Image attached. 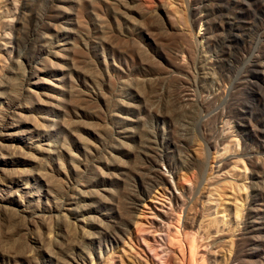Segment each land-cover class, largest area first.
I'll return each mask as SVG.
<instances>
[{
    "label": "rangeland",
    "instance_id": "obj_1",
    "mask_svg": "<svg viewBox=\"0 0 264 264\" xmlns=\"http://www.w3.org/2000/svg\"><path fill=\"white\" fill-rule=\"evenodd\" d=\"M114 1L0 0V106H5V102H11L15 96L31 108L29 114L36 119L42 111L33 97L24 92L27 82L36 81L33 89L40 98L51 101L50 96L59 95L62 111L55 110L59 123L67 117L64 120L67 123L59 125V129L68 142L76 141L71 149L77 154L75 164L78 168L77 172H71L61 152V163L59 160L58 163L64 165H60L65 171L62 174L53 158L40 156L44 164L31 162L35 172L38 169L48 171L43 172L52 183L54 193L41 198L42 204L47 205L44 211L37 212L43 219L46 217L45 220L41 218L43 222L26 213L22 217L17 214L5 217L0 209V264H5L2 256L9 252L35 256L38 261L34 264H45L44 247L49 238L51 242L47 246L52 251L57 250V245L68 249L73 243L90 250L93 259L83 253L78 256L85 264H151L142 241L136 240L131 246L123 232L111 228L106 219L101 220L104 228L109 226V233L119 235L122 242L101 234V244L81 237L73 215L62 208L73 207L77 213L81 212L83 215L79 217L85 222L84 227L93 231L86 224L89 213L80 211L83 205L85 208L97 205L96 197L91 194L93 190L108 199L132 201L143 197L146 203L141 202L135 212L139 216L136 220L143 222L141 228L150 226L147 221L155 211L152 209L154 202L151 204L147 200L163 202L169 211L173 208L177 212L173 223L163 228L164 222L160 224V228L165 229L164 234L173 233L174 227L183 228L194 210L190 209L191 203L197 201V208L202 211L203 195L214 191L210 204L212 212L207 218L214 217L218 204L221 220L199 233L194 232L195 227L188 235L191 240L197 238V250L206 254L204 262L264 264V174L257 173L259 169L251 163L257 160L264 166V0H205L208 15L206 21L200 22L195 18L202 4L192 0H126L118 6ZM225 14L235 18L241 29L239 35H228L227 24L226 30L217 29L215 19ZM221 31L225 39L214 40L213 35ZM184 34L191 41L186 40ZM184 39V42H191L197 54L192 60L185 53L179 52L181 55L176 56ZM221 47H228L231 56L225 57L220 65L216 59ZM35 68L42 73H35ZM54 77L62 79L64 91L50 89ZM181 93H187L197 106L188 105L187 115L184 112L168 118L167 103L179 99ZM215 94L217 99L213 105L206 107L202 101ZM125 104L132 106L130 110L125 109ZM25 118H20L19 124L10 131L26 129ZM56 134L52 132V139L57 142ZM225 144L228 148L221 150ZM9 150L0 148V156L13 154ZM220 152L224 153L218 156ZM194 157L200 160L199 164H192ZM5 163L1 158L2 181L9 167ZM155 169L164 173L172 184L183 182L187 189L175 191L181 192L186 204L169 206L171 196L165 186L153 181ZM101 172L107 174V178L104 179ZM24 179L26 182V177ZM27 180L33 182L41 194L46 193L41 181L30 177ZM1 194L6 203L15 196V193ZM97 206V211H109L107 207ZM236 206L240 208L237 216ZM251 220L256 222L249 239L243 232L245 223ZM128 227L134 237L137 233L143 234L135 224ZM216 227L221 231L215 232ZM153 229L147 230L148 233L153 235ZM36 236H40V243L33 244L32 238ZM156 236L151 241L159 251L164 236ZM123 238L127 241L125 244ZM156 258L158 261L159 257ZM17 260L23 262L22 257ZM68 262L74 264L71 260Z\"/></svg>",
    "mask_w": 264,
    "mask_h": 264
},
{
    "label": "bare ground",
    "instance_id": "obj_2",
    "mask_svg": "<svg viewBox=\"0 0 264 264\" xmlns=\"http://www.w3.org/2000/svg\"><path fill=\"white\" fill-rule=\"evenodd\" d=\"M112 1V0H111ZM123 1L126 0H115L113 3L118 5H121L123 3ZM149 1V0H147ZM153 1V0H152ZM159 1V0H158ZM181 1V0H180ZM183 1V0H182ZM194 3H201V7L196 11L197 17L195 18L197 21H202L204 19V21H206V17L208 15L207 11L205 10V6H204V1L205 0H192ZM207 1V0H206ZM156 2V1H155ZM211 2V0H210ZM145 3V2H144ZM148 3V2H147ZM113 4V5H114ZM115 4V6H116ZM184 4V3H183ZM209 4V3H208ZM123 5V4H122ZM141 5V4H140ZM146 5V4H145ZM151 5V4H150ZM125 6V5H124ZM127 6V5H126ZM199 6V5H198ZM207 6V5H206ZM143 7V6H142ZM164 8V7H163ZM196 9V8H195ZM174 13V12H173ZM176 14V13H175ZM177 15V14H176ZM180 15V14H178ZM235 16V15H233ZM179 18V16H178ZM181 18V16H180ZM237 18V17H236ZM216 24H217V29L218 30H226L224 28V26L227 24L229 25V32L228 35H239V32L241 31V29L237 26L236 24V20L234 17H232L229 14H225L223 16L217 17L215 19ZM199 21V22H200ZM239 22V21H238ZM202 23V22H201ZM190 31V30H189ZM184 32V31H183ZM188 34L189 32L186 31ZM222 31L221 32H216L213 35V39L216 41H220L225 39V36L222 35ZM185 35V34H184ZM187 35V34H186ZM186 35L184 37H186ZM242 36V35H241ZM188 37V36H187ZM186 37V38H187ZM230 37V36H229ZM45 38V37H44ZM188 40V38L186 39ZM185 39L183 40L186 41ZM189 40L191 41V39L189 38ZM188 40V41H189ZM187 41V42H188ZM184 42L183 46H181V51H178V53H176V56H178L177 54L181 53H185V55H187V57H194L195 52L192 50L193 49V45L191 44V42L187 43ZM188 45H191V47H189ZM74 46H72L73 48ZM196 48V47H195ZM199 49V48H197ZM196 49V52H197ZM177 50H180L177 49ZM191 50L194 52L193 56L191 55ZM181 52V53H179ZM199 52V51H198ZM199 54V53H198ZM179 55V56H180ZM183 57H185L184 55H182ZM231 56V50L227 47H221L219 50V53L217 55V63L218 64H223V61L225 59V57H229ZM203 57V56H201ZM197 58V57H196ZM194 59V58H193ZM202 59V58H201ZM207 58H204V60ZM192 60V59H191ZM198 60V58H197ZM197 60L195 62H197ZM50 62V61H49ZM200 62V61H199ZM210 62V61H208ZM201 63V62H200ZM204 63V62H203ZM207 63V61H206ZM205 64V63H204ZM187 65V64H185ZM184 68V67H183ZM35 70H37L35 73L41 72L38 68H35ZM42 73V72H41ZM50 77V76H49ZM47 80H49L47 78ZM48 82V81H46ZM36 84V81H32V82H27V86L24 88V92L26 93V95H30L31 97H33L34 99V103L36 106H38L41 109V114H37L36 115V119L33 115L29 114V108L27 107V105L25 106L22 101L20 102L17 97L14 96V98L12 99L11 102H5L6 105L5 106H0V127H3V131L0 129V148L4 149L6 148L7 150H9V148L11 150V153L13 152V154L11 155H4V156H0V159H4V161L8 164V168L5 169L7 170L6 173L3 171V169H1L5 174H6V179L5 181L0 180V209H1V214L5 217H8V215L12 214H17L20 215L21 217L23 216L24 213H26L27 215L29 214L30 216H33L34 218H37L36 220L38 221H42L41 220V215L40 213L37 212H42L45 210V208L47 207L46 204H42L41 198L42 197H46V196H51L52 192L51 191V186L50 184V180L47 179L46 176V172L45 173L43 171H40L39 169L35 172L32 168H34L31 165V162L34 163H39L38 161L43 160L40 156H44L47 158H53V160L55 159L56 162L58 163V160L61 163V157H59V155L62 153L66 159L68 160L69 163V167H70V171L74 173L77 172L78 168H76V155L73 151V149H71L72 144L76 143V141L74 143L72 142H68L66 140V137L61 136L60 129H59V125L63 124L65 125V119L67 117L64 118V116L66 114H64L62 119L64 121L61 120L60 122H62L61 124L59 123V119L57 118V113L55 110H57L58 112L61 110V99L60 96H50L51 97V101H48L47 99L45 100L44 98H40L41 96H39V94L33 89V86ZM49 84V83H46ZM51 86L52 88L50 89H54L55 91H64V84L62 83V79L58 78V77H54L51 81ZM67 91V90H66ZM75 92V91H74ZM46 93V92H45ZM17 94V93H16ZM19 94V93H18ZM17 94V95H18ZM57 94V93H56ZM47 95V94H45ZM187 93H181V97H179V99H174L172 102L167 103L168 104V108H167V115L169 116L168 118H172L175 115H182V113H184L187 109L186 107H188V105H193L196 104L197 102L190 99L189 97L186 96ZM186 96V97H184ZM43 97V96H42ZM184 97V98H183ZM74 98V97H73ZM20 99V98H19ZM118 99V98H116ZM217 99V95H208L207 98H205L202 103H204L207 107L213 105L214 101ZM22 100V99H21ZM25 100V99H24ZM30 100V99H29ZM118 100L121 101V99L119 98ZM124 100V99H123ZM122 100V101H123ZM71 102V101H70ZM124 102V101H123ZM123 102H120L119 104H123ZM199 103V102H198ZM201 103H199L198 105H200ZM202 105V104H201ZM197 106V104H196ZM64 107V106H63ZM125 109L126 110H130V107H132L131 105L128 104V106H126L125 104ZM191 107V106H190ZM67 108V107H66ZM65 109V108H64ZM36 110V109H35ZM62 111V110H61ZM24 112H26V114H24ZM31 112V111H30ZM190 112V111H189ZM61 114V113H60ZM185 114L187 115L188 112ZM26 115V118L23 117ZM62 115V114H61ZM69 116V114H67ZM33 116V117H32ZM25 118L26 123L28 124V126L26 127V129H21V131H10L11 129H13L14 126L17 125V123L19 122V119ZM69 118V117H68ZM125 119V118H124ZM24 120V121H25ZM69 120H71L69 118ZM169 121V120H168ZM41 123H43V125L41 126ZM24 123V122H23ZM25 123V124H26ZM172 123V121H171ZM19 124V123H18ZM69 124H71L69 122ZM67 126V125H66ZM70 126V125H69ZM122 126V125H121ZM171 126V124L169 125V127ZM64 127V126H63ZM71 127V126H70ZM69 127V128H70ZM16 128V127H15ZM66 128V127H65ZM68 128V126H67ZM66 128V129H67ZM70 130V129H69ZM174 130V129H173ZM71 131V130H70ZM69 131V132H70ZM123 131V130H122ZM52 132L56 134L57 137V142L56 140L52 139ZM67 133V132H66ZM76 136V135H75ZM71 137V136H70ZM68 138V137H67ZM83 138V137H82ZM77 139V138H76ZM79 139V138H78ZM81 139V138H80ZM84 140V139H82ZM70 141V140H69ZM72 141V140H71ZM80 141V140H79ZM11 142H18L20 143L21 147L18 144L15 143H11ZM84 142H86V140H84ZM224 142V141H223ZM80 143V142H79ZM87 143V142H86ZM239 143V142H238ZM237 143V144H238ZM82 144V141L81 143ZM228 144V143H227ZM225 144L221 150H226L229 146ZM83 145V144H82ZM81 145V147H82ZM84 146L86 147V144H84ZM24 147V148H22ZM83 148V147H82ZM23 149V150H22ZM88 150V148H85ZM219 149V148H218ZM6 151V150H5ZM89 151V150H88ZM59 152H61L59 154ZM86 153V152H85ZM224 152H220L218 154V156L222 155ZM10 154V153H9ZM17 155L18 158H15L13 155ZM61 154V155H62ZM63 157V156H62ZM60 158V159H59ZM45 159V158H44ZM64 159V158H63ZM64 159V161L66 160ZM239 159V158H238ZM48 160V159H46ZM82 160V159H81ZM50 161V160H49ZM238 162L241 161V159L237 160ZM236 161V162H237ZM41 162V161H40ZM46 162V161H45ZM55 162V163H56ZM67 162V161H66ZM234 162V161H233ZM237 162V163H238ZM243 162V160H242ZM5 163V165H6ZM43 163V162H41ZM40 163V164H41ZM50 163V162H48ZM56 163V164H57ZM58 163L59 165L56 166V168L58 169V172L60 174L64 173L62 171L61 166H64L62 164ZM88 163V162H87ZM200 160H198V158L196 159L195 157L192 160V164H199ZM224 163H227L226 160ZM231 163V162H230ZM240 163V162H239ZM251 163H253L254 168L256 167L257 169V173H261L264 174V166L261 162H258L256 160V162L253 160L251 161ZM44 164V163H43ZM229 164V163H228ZM47 165V164H46ZM52 165V164H51ZM50 165V166H51ZM61 165V166H60ZM227 165V164H226ZM32 166V168H31ZM41 166V165H40ZM49 166V165H48ZM49 166V167H50ZM199 166V165H198ZM237 166V165H236ZM252 166V167H253ZM219 167V166H217ZM38 168V167H37ZM42 169H45L43 167H41ZM64 168V167H63ZM99 168V167H97ZM35 169V168H34ZM46 169H48L46 167ZM52 169V168H49ZM246 169V167H245ZM56 170V169H55ZM219 169H217L218 171ZM53 171V170H52ZM100 171V170H99ZM102 171V170H101ZM55 172V171H54ZM104 172V171H103ZM103 172H101V176L105 179V177L107 176V174H104ZM3 173V174H4ZM256 173V172H254ZM4 174V175H5ZM48 174V173H47ZM100 174V172H99ZM152 178L153 181L158 185V184H163L165 186V189L168 191L170 197V202H169V206L170 205H174L175 207H177V205L180 206V203L182 204H186V200L185 198L180 194L181 192H179V189H187V187L182 183L178 182L175 184V182L172 184L170 181V179L166 178L167 176L162 173L160 170L155 169L152 172ZM49 175V174H48ZM110 175V174H109ZM108 175V176H109ZM215 175V174H214ZM260 176V175H259ZM26 177V182L24 181ZM33 178L36 181H41L42 184V188L45 189L46 193L45 194H41L40 193V189H37L33 182L31 183L29 180H27V178ZM179 177V176H178ZM215 177V176H214ZM217 178L220 179V177L216 176ZM49 178V177H48ZM107 178V177H106ZM211 178V177H210ZM51 181L53 178H50ZM126 179V178H125ZM125 179L123 180L125 182ZM184 179V178H183ZM129 180V179H128ZM215 180V179H212ZM184 181V180H183ZM216 181V180H215ZM211 182V181H210ZM214 182V181H212ZM220 182V181H218ZM65 183V182H64ZM130 184V182L128 183ZM211 184V183H210ZM56 185V184H55ZM151 185H153L151 183ZM176 185V186H175ZM213 185V184H212ZM215 185V184H214ZM217 185V183H216ZM219 185V183H218ZM127 186V185H126ZM190 186V185H189ZM243 186V185H242ZM41 187V185H40ZM124 187V186H123ZM156 187V186H154ZM213 187V186H211ZM219 186H215V188L217 189ZM16 188V189H13ZM39 188V187H38ZM125 188V187H124ZM130 188V187H128ZM161 188V185H160ZM159 188V189H160ZM214 188V190H215ZM43 189V190H44ZM104 191L106 192H110V190L107 188H103ZM133 189V188H131ZM176 189H178L177 191H175ZM213 189V188H212ZM244 189V187L242 188ZM20 190L19 193H17ZM93 190V189H92ZM128 190V189H127ZM134 190V189H133ZM132 190V191H133ZM190 190V189H188ZM44 191V192H45ZM125 191V190H124ZM131 191V190H129ZM184 191V190H182ZM86 192V191H84ZM128 192V191H127ZM210 192V190H209ZM214 192V191H213ZM208 193L206 195H203V198H205V200L201 201L203 203V210H199V207L197 208V201H194L193 203H191L190 205V209H194L192 212V215L190 216V220L187 222L186 225H183V228H179V227H174V232L177 234L169 233V231H167L168 233L164 234V230L162 229L163 226L165 225H170L171 223H173V220L175 219V217L177 216L176 213L173 211V208H169L171 209L166 210L165 206L163 204V202H158V201H153L152 199L147 200L149 202H154L153 203V207L152 209H154L155 211L152 213V217H150L149 221H147L150 226L148 228H141V226H143V222H140V220H136V210L138 209V206H140L141 202H145L143 197L142 200L140 198H135L132 199V201H127L128 199L124 198L125 200H120V199H114L110 198L108 199L107 196L105 197L104 194H98L96 193V191H92L91 194H93L96 198L95 201L97 203V207L101 208V207H107L109 209V211H107L106 213L97 211V209H95V205H88L87 208H85V206L83 205L80 211H83V213L87 214L89 213V215L85 218L86 219V224L88 226H90L91 228H93V231H88L85 227H84V221L80 218L81 215H83L81 212L77 213L76 210L73 207H64L62 208L64 211H66L69 215H73L74 220H76V222L74 224H76L77 229H78V233L81 235V237L83 239L88 240V242H97L99 244L100 243V234L101 235H105V236H109L111 238V240H115V241H121V238L119 237V235H111L109 233V231L107 230V228L109 227L107 224L106 226H108L107 228H104V224L101 223L102 219H106L107 223H109L111 225V228L114 227L115 229L117 228L120 232H123V234L129 239L131 246H133L136 242V240H141L142 243L145 245L146 249H147V255L149 254V258H150V262L151 264H206L204 262V260H206L205 255L203 253L199 252V249L197 250V247L199 246V244H197L196 239H190V235L189 232L191 229H194L196 227V230H194L195 233H199L202 230L205 231V229L210 226H212L213 224L215 225L216 222H219L221 220V215L219 216L218 213L221 211L219 209V205H216V208L214 209V217L207 218L208 215H211V210H210V204H212V193ZM1 193H15L11 199L9 203H6L4 201L3 195ZM131 193V192H130ZM129 193V194H130ZM165 193V192H164ZM81 194H83L81 192ZM86 194V193H85ZM90 194V195H91ZM135 194V192L132 193V195ZM53 195V194H52ZM88 195V193H87ZM7 196V195H6ZM89 196V195H88ZM92 196V195H91ZM87 197V196H86ZM93 197V196H92ZM155 197V196H154ZM8 198V197H7ZM58 198V197H57ZM131 198V197H130ZM156 198V197H155ZM159 198V197H158ZM162 198V197H161ZM168 198V197H167ZM56 199V198H55ZM86 199V198H85ZM57 200V199H56ZM162 200V199H161ZM164 200V199H163ZM48 201V200H47ZM73 201V200H72ZM160 201V200H159ZM76 202V201H75ZM146 203V202H145ZM165 203V202H164ZM217 203V202H216ZM60 204V203H59ZM63 204V203H62ZM68 204V203H67ZM81 204V203H80ZM89 204V203H88ZM142 204V203H141ZM51 205V204H50ZM57 205V204H56ZM78 205V204H77ZM86 205V204H85ZM145 205V204H144ZM214 205V204H213ZM79 206V205H78ZM51 207V206H50ZM61 206H59L60 208ZM58 208V207H57ZM80 209V208H78ZM236 211H235V215L237 216L238 211L240 210V208L238 209V206H236ZM213 210V209H212ZM79 211V210H78ZM253 211V209H252ZM256 212V209L254 210ZM62 212V211H61ZM222 212H225L222 210ZM63 214V213H62ZM65 214V213H64ZM45 215V213H44ZM176 215V216H175ZM16 215H14L15 217ZM25 216V215H24ZM64 216V215H63ZM80 216V217H79ZM175 216V217H174ZM10 217V216H9ZM60 217V216H59ZM62 217V216H61ZM60 217V218H61ZM69 217V216H67ZM139 217V216H138ZM137 217V218H138ZM141 217V216H140ZM149 217V216H148ZM179 217V216H178ZM177 217V218H178ZM223 217V216H222ZM17 218V217H16ZM45 216L44 219L45 220ZM66 218V216H65ZM176 218V219H177ZM2 219V218H1ZM18 219H20L18 217ZM25 219V218H23ZM21 219V220H23ZM67 219V218H66ZM11 220V218H10ZM61 220V219H60ZM13 221V220H12ZM177 221V220H176ZM43 222V221H42ZM45 222V221H44ZM48 222V221H47ZM164 222V224L162 223ZM256 221L251 220L245 223V228H244V232L243 234L248 237L249 239L252 237L250 234L255 231L254 228V224ZM9 223V220H8ZM11 223V222H10ZM106 223V222H105ZM162 223V228H160V224ZM251 223V224H250ZM23 224V223H22ZM27 224V223H26ZM103 224V225H102ZM135 224L136 226H139V232H143V234L146 235H140L137 233V235L134 237L131 234V231L129 230V225ZM3 225V224H2ZM5 225V224H4ZM7 225V224H6ZM20 225V224H19ZM145 225V224H144ZM23 226V225H22ZM152 227V231H153V235H151L150 233H148L147 230H150ZM6 228H9L8 226H6ZM16 228V227H15ZM68 228V227H67ZM73 228V227H72ZM110 228V227H109ZM108 228V229H109ZM137 228V229H138ZM22 229V227H21ZM25 229V227H24ZM76 229V228H75ZM162 229V230H161ZM13 230V229H12ZM111 230V229H110ZM113 230V229H112ZM5 231V230H4ZM9 231V229H8ZM17 231V230H16ZM20 231V230H19ZM66 231V230H65ZM116 231V230H115ZM137 231V232H138ZM163 231V233H162ZM192 231V230H191ZM221 231L218 227H216V231L218 232ZM146 232V233H144ZM166 232V231H165ZM193 232V231H192ZM8 233V232H7ZM10 233V231H9ZM8 233V234H9ZM35 233V232H34ZM77 233V232H76ZM75 233V234H76ZM152 233V232H151ZM155 233V234H154ZM36 234V233H35ZM127 234V235H126ZM240 234V233H239ZM68 235H69V231H68ZM132 235V236H131ZM149 235V237L147 236ZM164 236V242L159 246V251L156 250L155 245H153V241L151 240H155V236ZM189 235V236H188ZM194 235V234H193ZM191 234V236H193ZM10 236V234H9ZM18 236V235H17ZM156 236V237H157ZM244 236V237H245ZM40 237V236H39ZM39 237H33L32 238V243L36 244V243H40V241H38L40 238ZM50 236L48 235L47 238H49ZM63 237V236H62ZM67 237V235H66ZM64 237V238H66ZM71 237V236H70ZM189 237V238H188ZM194 237V236H193ZM239 237V236H238ZM7 238V237H6ZM11 238V237H9ZM18 238V237H17ZM63 238V239H64ZM137 238V239H136ZM153 238V239H152ZM240 238V237H239ZM14 239V238H12ZM67 239V238H66ZM124 239V244L127 242ZM163 239H161V241H163ZM236 239V238H235ZM42 240V239H41ZM46 240V238H45ZM11 241V240H10ZM14 241V240H13ZM12 241V243H13ZM47 243L50 241L46 240ZM53 241V240H52ZM71 241V239H70ZM82 241V240H81ZM18 242V241H17ZM51 242V241H50ZM49 242V243H50ZM56 242V241H54ZM1 243V242H0ZM20 243V242H19ZM44 243V242H43ZM46 243V246L44 247V251L46 254V262L45 264H70V262H68V260L71 262H73L74 264H85L84 261H82L81 259L78 258V256L83 253L85 255H87V257L93 259V257L91 256V252L90 250L85 249V247H83L81 244L78 245L79 243H76L73 245L71 244V246L67 249L64 247H59L57 245V250H50L48 248V244ZM57 243V242H56ZM159 243V242H158ZM15 244V243H14ZM24 244V243H23ZM53 244V242H52ZM68 244H70L68 242ZM155 244V243H154ZM142 245V244H141ZM157 245V244H156ZM11 246V245H10ZM64 246V245H63ZM143 246V245H142ZM230 246V245H229ZM31 247V246H30ZM68 247V245H67ZM73 247V249H72ZM25 248V247H24ZM26 248H28L26 246ZM39 248V247H38ZM55 248V247H54ZM4 249V248H3ZM7 249V247H6ZM11 249V248H10ZM18 249V248H16ZM67 249V250H65ZM12 250V249H11ZM10 250V251H11ZM14 250V249H13ZM31 250V249H30ZM73 250V251H72ZM1 251V250H0ZM8 251V250H7ZM16 251V250H15ZM32 251V250H31ZM109 251V250H108ZM112 251V249H111ZM22 252V251H21ZM27 252V251H25ZM60 252H62V254L60 255ZM6 253V252H5ZM146 253V252H145ZM162 253V254H161ZM9 254V255H8ZM7 255L2 256V259L5 260V264H34L35 261L38 259L34 257H31L30 255L26 254V255H20L17 252H12V253H8ZM22 254V253H21ZM151 254V255H150ZM44 255V254H43ZM37 256V255H36ZM102 256V255H101ZM156 256L159 257L158 261H155ZM22 257V261L20 262L17 260V258ZM147 257V258H148ZM82 258V257H81ZM146 258V257H145ZM205 258V259H204ZM107 260V259H106ZM160 260V261H159ZM36 261V263H37ZM40 261V260H39ZM109 261V260H107ZM122 261V259L120 260ZM211 261V260H209ZM123 262V261H122ZM147 262V261H146ZM108 263V262H107ZM234 264V263H233Z\"/></svg>",
    "mask_w": 264,
    "mask_h": 264
}]
</instances>
